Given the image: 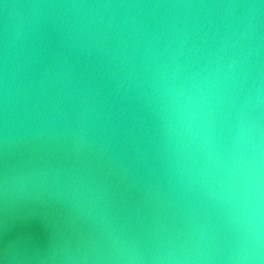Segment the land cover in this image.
<instances>
[{"label": "water", "instance_id": "obj_1", "mask_svg": "<svg viewBox=\"0 0 264 264\" xmlns=\"http://www.w3.org/2000/svg\"><path fill=\"white\" fill-rule=\"evenodd\" d=\"M0 264H264V0H0Z\"/></svg>", "mask_w": 264, "mask_h": 264}]
</instances>
